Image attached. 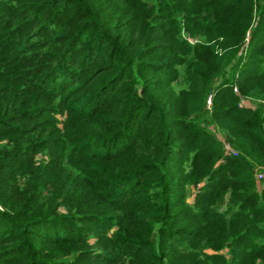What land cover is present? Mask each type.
Returning a JSON list of instances; mask_svg holds the SVG:
<instances>
[{
  "label": "trees",
  "instance_id": "trees-1",
  "mask_svg": "<svg viewBox=\"0 0 264 264\" xmlns=\"http://www.w3.org/2000/svg\"><path fill=\"white\" fill-rule=\"evenodd\" d=\"M0 264H264V0H0Z\"/></svg>",
  "mask_w": 264,
  "mask_h": 264
},
{
  "label": "built area",
  "instance_id": "built-area-1",
  "mask_svg": "<svg viewBox=\"0 0 264 264\" xmlns=\"http://www.w3.org/2000/svg\"><path fill=\"white\" fill-rule=\"evenodd\" d=\"M234 91L236 92V89H234ZM211 101H212V96L210 95L208 98H207V101H206V104H207V108L210 109L211 107ZM231 154L235 155V152H230Z\"/></svg>",
  "mask_w": 264,
  "mask_h": 264
},
{
  "label": "rangeland",
  "instance_id": "rangeland-1",
  "mask_svg": "<svg viewBox=\"0 0 264 264\" xmlns=\"http://www.w3.org/2000/svg\"><path fill=\"white\" fill-rule=\"evenodd\" d=\"M246 102H247V103H246ZM246 102H245V104L250 105V106L252 105L251 102H249V101H246ZM194 191H195V189L192 190V193H193ZM191 198H192V197H191ZM191 198L188 199L189 202H192V199H191Z\"/></svg>",
  "mask_w": 264,
  "mask_h": 264
}]
</instances>
